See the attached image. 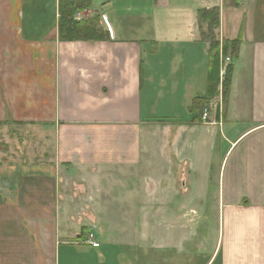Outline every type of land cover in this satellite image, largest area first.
<instances>
[{
  "label": "crops",
  "instance_id": "crops-1",
  "mask_svg": "<svg viewBox=\"0 0 264 264\" xmlns=\"http://www.w3.org/2000/svg\"><path fill=\"white\" fill-rule=\"evenodd\" d=\"M36 5L0 0V46L14 50L0 60V121L8 124L5 105L16 125L39 131L38 150L18 165L19 155L0 154L31 179L14 185L10 204L34 215L21 220L19 248L12 231L0 232V264L102 258L95 236L98 247L80 241L91 231L83 222L115 197L112 182L136 203L160 205L178 190L180 203L219 207L204 264H264V0H90L74 19L97 16L104 37L67 41L58 38V0ZM212 8L214 27L197 14ZM215 42L236 45L219 122L211 112L202 121L195 104L207 96ZM157 227L151 246L178 243L171 230L161 243Z\"/></svg>",
  "mask_w": 264,
  "mask_h": 264
},
{
  "label": "rangeland",
  "instance_id": "rangeland-1",
  "mask_svg": "<svg viewBox=\"0 0 264 264\" xmlns=\"http://www.w3.org/2000/svg\"><path fill=\"white\" fill-rule=\"evenodd\" d=\"M74 3L81 4L78 1ZM36 4L38 8V0H36ZM49 17H51V14H47V19ZM235 49V46L230 47L228 44L221 47L220 52L223 56H229L228 64L223 72L222 82L225 80L226 70L231 63ZM8 51L14 50H11V47L8 46H0V60ZM217 54L220 55L219 50H217ZM215 96L212 95L211 99L207 103H204L206 105H200L199 109L201 113L204 109H208L209 118L211 112L214 120L219 122L223 118L225 99L221 95L222 113H219L216 105L220 101V98L216 102L214 99ZM1 108H3V105L0 103V114L2 112ZM4 108V112L6 111V120L8 119L9 121L7 120L8 124H4L6 123L5 120L0 121V154L2 152L9 153V155H14L15 158L19 155L16 159L18 165L22 162V156L27 155V151L36 152L38 150L39 131L37 128L16 125V123L11 121L10 116H13L12 113L5 105ZM21 117L22 115L18 116V118ZM209 121L212 122L211 119ZM9 151H14V153ZM2 164L0 159V166ZM22 176V170L20 168H13L7 165L0 167V232L6 229L12 231L15 234L13 242L16 248L23 245L20 233H23L25 228L22 226L21 220L23 222V217L34 216L27 205L20 203L19 205L21 207L19 209H22V212L19 211L18 213V210L10 204L16 202V198L14 197L16 195L15 192L20 193L19 189H14V185L31 180L28 178L25 180ZM112 176L117 181V172ZM35 180H38L37 175ZM110 181L113 180L111 179ZM111 185L115 187L111 190L115 197L104 199L105 201L102 205L106 209H103L99 213L100 216L98 215V217L100 219L97 218V221L94 222H83V225H86L91 230L88 232L84 230L82 232L83 241L91 232L95 236V239L99 240L101 245L100 248H95V251H99L103 255L102 258L97 255L90 264H204L206 257L216 247L219 227V207L180 203L179 196L182 193L178 192V190L176 192L172 191V194H178L175 199L172 197L170 198L171 200H165L164 203L159 202L160 205H149L145 199L136 203L138 200L125 199L126 192L121 190L120 187L114 185L113 182ZM182 199L181 201L183 202ZM32 202L30 200L31 204ZM24 204L30 205L29 203ZM39 208V206H34L36 210ZM151 215L153 216L151 217ZM156 218H158L159 222H156ZM156 225H158L157 228L160 230L159 241L161 243L165 240L163 237H166L168 230H171V236L175 237L178 243L168 248L155 245L151 246L153 240L156 239L151 238V231L156 229ZM185 227L189 233L187 231H181ZM189 234L190 238L185 236ZM83 241H80V243L91 247V245ZM127 242L134 243L135 246L133 244L128 245ZM79 246L82 245L79 244ZM204 251L210 252V254H203L202 252ZM19 254L22 255V252ZM27 256L29 257L31 255ZM83 258L85 257L76 256L75 260H77L76 262L78 264H85L82 262ZM71 259L67 264L73 263V258Z\"/></svg>",
  "mask_w": 264,
  "mask_h": 264
},
{
  "label": "trees",
  "instance_id": "trees-1",
  "mask_svg": "<svg viewBox=\"0 0 264 264\" xmlns=\"http://www.w3.org/2000/svg\"><path fill=\"white\" fill-rule=\"evenodd\" d=\"M78 1L81 4H75L74 2ZM90 0H58V38L61 41L67 40H76V39H84V40H94V39H102L104 37L103 32L97 29V20L98 17L95 16L93 18L76 20L73 18L75 13L78 10H84L89 7ZM198 17L201 20L208 21L211 27L217 25V10L216 8H212L211 10L200 9L197 12ZM226 45V44H225ZM231 46L236 45L233 43ZM218 46L216 42L210 46V56H211V64L208 69V91L207 96L204 99L197 98L196 105L198 103V107L207 103L211 96L217 94V86H218V71H217V63H218V54H217ZM230 77H231V65L227 67L226 77L224 82L221 81V95H223L224 99H226L229 93L230 87Z\"/></svg>",
  "mask_w": 264,
  "mask_h": 264
},
{
  "label": "built area",
  "instance_id": "built-area-1",
  "mask_svg": "<svg viewBox=\"0 0 264 264\" xmlns=\"http://www.w3.org/2000/svg\"><path fill=\"white\" fill-rule=\"evenodd\" d=\"M220 51V50H219ZM220 56H219V64H220V79L222 80V76H223V72L227 66V61L229 60V56H223V54L221 52ZM219 98L220 101L217 103V110H219V113H222V103H221V94L219 93ZM209 111L208 109H204L203 112L201 113V119L202 121H208L209 119ZM84 243H87L89 245H91L92 247H98L99 243L97 241H95L93 234L90 232L88 237L85 238V240L83 241Z\"/></svg>",
  "mask_w": 264,
  "mask_h": 264
}]
</instances>
